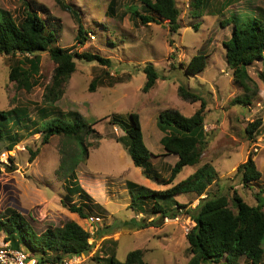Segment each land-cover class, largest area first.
Returning a JSON list of instances; mask_svg holds the SVG:
<instances>
[{
    "label": "rangeland",
    "instance_id": "374dc122",
    "mask_svg": "<svg viewBox=\"0 0 264 264\" xmlns=\"http://www.w3.org/2000/svg\"><path fill=\"white\" fill-rule=\"evenodd\" d=\"M63 1L79 13L81 25L87 33L84 46L76 42L79 23L58 5L57 0H0V15L8 14L20 21L28 4L31 11L39 13L46 21L47 30H54L58 47L80 54L99 55L112 61V66L76 59V72L64 84L63 96L54 105L46 106L45 87L50 84L55 69L49 55H42V83L32 93L16 91L9 83L10 68L16 58L0 55V112L6 113L3 120L0 118V125H9L5 127L11 129L12 135H21V132L41 129L54 120L75 122L77 115H81L85 123L93 125L94 133L87 136L84 144L73 143L67 149L71 151L74 146L80 152L77 160L81 163L75 171L77 160L73 162L71 158V163H64L65 156L61 155L63 139L58 136L51 138L46 145L40 134L26 136L8 153V143L0 142V162L3 164L0 220H7L9 213L17 212L37 236H42L49 229L62 228L73 217L68 207L84 203L79 194H67L66 188L71 185L68 176L75 172L77 180L86 173L105 179L106 191H99L91 197L94 201L104 197L109 203L103 207L105 212L96 208L97 205L91 211L90 216H99L101 220L92 232L95 236L90 238V243L94 250L88 254L86 264H107L105 260L112 250H116L117 259L122 262L130 252L142 250L148 264H188L191 255L185 228L190 223L185 215H180V222L176 224H165L163 220L156 229L137 230L123 225L132 219L148 223L157 216L152 212L155 205L152 199L144 206L147 210L145 215L123 204L126 197L130 198V193L127 186H120V178L139 183L145 175L136 171L124 144L117 142L126 134L112 121L114 117L129 121L131 113L138 114L146 145L157 154L163 149L160 140L164 137L157 126L160 114L175 110L186 117L193 116L201 108V103L182 99L179 88L201 93L207 101L205 131L208 139L201 162L195 168H186L170 185L155 183V191L176 187L198 168L211 163L219 180L210 187L209 193L226 195L230 202L237 194L248 205L256 206V195L264 190V63L256 60L249 66L252 79L249 91L238 86L233 71L227 65L224 47L234 27L232 23H222L231 18L242 24L264 15V0H202L206 6L201 17L196 19L192 16L193 7H190L194 0H177L182 13V27L177 33L170 31L167 22L143 26L140 19L131 18L130 13L135 10L146 13L140 0ZM222 3L231 6L224 8ZM260 18L264 19V16ZM200 54L208 57L206 70L198 76L189 75L187 67L190 60ZM148 65L154 67L159 79L153 89L145 92L147 78L144 69ZM94 80L100 84L90 92ZM244 98L250 100L249 104L238 103ZM256 120H262L263 124L257 133L256 143L251 144L246 139L245 129ZM13 122L21 126L16 128ZM87 145L89 158L82 154ZM36 151L39 154L31 162L30 158ZM250 153L255 154L254 161L262 178L245 187L235 174L236 168L246 162ZM158 159L151 157L153 166L148 167L149 172L166 182L172 166L165 164L164 160L173 165L178 156L163 158L160 162ZM112 183L117 184L113 189ZM95 187L101 190L99 186ZM176 200L191 208L200 201L194 194H180ZM261 201L264 202V197ZM164 203L169 202L165 200ZM167 206L173 208L170 204ZM83 220L79 225L91 235L93 226L87 227ZM5 238L0 221V242ZM113 242L117 243L116 247H113ZM262 247L264 250V241ZM238 263L250 264L243 257Z\"/></svg>",
    "mask_w": 264,
    "mask_h": 264
},
{
    "label": "trees",
    "instance_id": "16d2710c",
    "mask_svg": "<svg viewBox=\"0 0 264 264\" xmlns=\"http://www.w3.org/2000/svg\"><path fill=\"white\" fill-rule=\"evenodd\" d=\"M140 1L146 13L141 14L135 10L130 13L131 18L140 19L143 26L167 22L172 33L180 31L182 13L177 0ZM57 3L64 11L71 13L79 23L76 42L84 46L87 33L81 25L79 13L66 5L63 0H57ZM205 6L202 0H194L190 4V7H193L192 16L195 19L200 18ZM222 6L228 8L231 5L222 3ZM260 17L250 19L242 24L238 23V19L231 18L222 23V25L233 24L231 38L224 43L226 62L233 71L234 81L246 91H249V83L252 82L249 66L256 60H262L264 63V19ZM53 31L47 30L46 21L39 13L31 11L28 4L25 16L20 21L8 14L0 15V55L16 58V62L11 65L9 74V83L15 87L16 91L32 93L42 83L43 54L47 53L55 64L53 78L50 84L45 87L44 104L46 106L54 105L63 96L64 84L76 72V59L97 62L107 67L112 66V61L99 55L88 52L80 54L58 47L57 36ZM207 58L201 54L194 56L188 64L187 73L192 76L202 74L207 68ZM144 73L147 78L144 91L149 92L155 87L159 75L152 65L145 67ZM97 84L100 82L94 80L90 92L96 89ZM179 95L185 101L200 102L201 108L191 117H186L175 110H166L158 118L157 126L164 133V137L161 138L163 148L167 154L178 156V161L174 165L175 167H172L170 178L166 182L160 181L159 176L153 175L152 171L149 172L148 167L151 166L150 160L153 154L145 144L139 115L131 113L129 121L116 117L112 121L114 126L118 125L126 134L125 137L118 138L117 142L124 144L134 166L141 168L147 178L162 185L172 184L186 168L198 166L204 150L208 146L207 132L205 131V108L207 105L205 97L199 92L183 87L179 88ZM249 102L250 100L246 98L238 101L244 105ZM12 112L16 113V110H12ZM5 115L6 113L0 112L1 120L5 118ZM76 119L71 123L54 120L41 129L40 127L35 129V133H33L34 131L24 134L21 132V135H12L11 129L5 127L9 125H0V142L8 143L6 150L12 152L26 136L40 134L44 145L49 144L51 138L58 136L63 139L61 155L65 156L64 163H71V158H73V162H76L80 152L78 153L74 146L71 151L67 149L73 143L84 144L87 136L94 133L93 125L85 123L81 115H77ZM262 124V120H256L246 127V139L251 144L256 143V136ZM13 125L16 128L21 126L15 122ZM87 147H84L82 152L83 155L85 154V158H89V147ZM38 154V151L33 153L30 161L33 162ZM254 157L255 154L250 153L246 162L236 168L235 175L240 177L241 184L245 187L262 178V173L258 170ZM10 161L14 162V159L10 158ZM80 163L81 161L77 160L74 171ZM2 165L0 162V176ZM68 178L72 184L67 189L68 195L79 194L84 202L78 206L70 205L68 209L81 219H86L96 205L91 204L89 196L81 188L75 187V182H73L76 180L75 172H72ZM218 178L212 164L206 163L188 178L178 183L176 187L166 191H151L137 184L129 183L128 190L132 200L130 208L145 215L147 210L144 209V206L148 200L152 199L155 202L152 212L157 216V219L148 223L132 219L123 225L126 224L127 227L137 230L159 228L166 217L175 218L185 215L194 224L186 236L189 244L188 253L191 255L188 264H239L242 257L247 263L263 264L264 202L262 203L261 198L264 197V190H260L256 195V206L248 205L237 194L230 202L226 195L209 193L210 187L218 182ZM180 194H194L200 201L195 208H191V206L178 203L175 200V197ZM203 196L205 198H202ZM165 200L169 203H164ZM169 204L173 208L168 207ZM0 221L1 230L6 234L5 241L10 242L11 248L22 250L21 247H24L32 257H38L40 264L60 263L65 257L86 256L93 250V245L90 243L91 235L75 221H68L62 228L49 229L42 236H37L30 224L17 212L9 213L7 220L1 219ZM113 243V247H116L117 243ZM105 262L107 264H148L144 260L142 250L130 252L124 262L119 261L116 250H112Z\"/></svg>",
    "mask_w": 264,
    "mask_h": 264
},
{
    "label": "crops",
    "instance_id": "0c3cea01",
    "mask_svg": "<svg viewBox=\"0 0 264 264\" xmlns=\"http://www.w3.org/2000/svg\"><path fill=\"white\" fill-rule=\"evenodd\" d=\"M141 126H142V123H141ZM142 131H143V127H142ZM145 134H144V131H143V136H144ZM145 138H146V136H145ZM145 138H144V141H145ZM160 143H161V140H160ZM145 144H146V142H145ZM147 146V145H146ZM148 147V146H147ZM152 152V151H151ZM152 154H153V156L155 157V158H159L158 160H159V162L161 161V159H169L170 157H176V156H173V155H169V154H167L166 153V151H165V149L163 148L162 149V151H161V149H160V151L159 152H157V154H154L153 152H152ZM161 157V158H160ZM177 161H178V159H177ZM177 161H175V164H176V162ZM164 162H165V164H169V166H172V167H175L174 165L175 164H173V165H170V164H172L171 162H169V163H167L165 160H164ZM150 164H151V166H153L152 165V163H151V160H150ZM79 166H80V164H79ZM78 166V167H79ZM77 167V168H78ZM137 170V172L139 173V174H141V175H143L144 176V173H143V170L141 169V168H137V167H135ZM77 172V171H76ZM159 176V175H158ZM77 177H78V174H77ZM120 186H122V185H125V186H127V190H128V184L129 183H134V184H137V185H139V186H142V187H145V188H147V189H149V190H151V191H155V183L156 182H154L153 180H151V179H149V178H147L146 176L144 177V180L143 181H141V182H139V183H136V182H131V181H129L127 178H120ZM159 180H161L160 179V177H159ZM73 182H75L76 184H75V187H78L79 186V188H81L88 196H89V200H90V202H94V204L95 205H97L96 206V208H99V210H101V212L103 211V212H105L104 210H103V207H105V206H107L109 203L107 202L106 203V200H105V198L104 197H101V199L100 200H96V201H94V199L91 197V195H97L98 193H99V191H101L102 193H104L105 191H106V189H107V185H106V181H105V179L104 178H100V179H98V178H95V177H93L92 175H90V174H86V173H82V175H81V177L79 178L78 177V179L77 180H73ZM123 183V184H122ZM102 184V185H101ZM72 185V184H71ZM71 185L70 186H68L67 188H66V191H67V189L69 188V187H71ZM117 184H115V183H112V185H111V189H113V187L114 186H116ZM95 186H99L100 188H101V190H98V188L97 187H95ZM120 188V187H119ZM124 191V190H123ZM68 192V191H67ZM128 193H129V190H128ZM68 194V193H67ZM130 195V194H129ZM99 197V196H98ZM177 197V196H176ZM176 197H175V200H176ZM100 198V197H99ZM130 200V201H129ZM177 201V200H176ZM130 203H131V195H130V198L129 197H126V200H125V202H123V204H124V206H126L127 208H129L130 207ZM104 204V205H103ZM123 204H121V206H123ZM103 205V206H102ZM195 205V204H194ZM194 205H192V206H194ZM70 214H72V220H70V221H75L76 223H78V224H80V222H81V218L77 215V214H74V213H71L70 212ZM92 216H94V217H99V216H95V215H92ZM84 222H86V219H84L83 220ZM86 226L87 227H90V225L86 222ZM124 226H126V224L124 225ZM97 227V224L96 225H93V228L92 229H90L91 230V239H93V237L95 236V233L93 234L92 232H93V230L95 229ZM156 229V228H155ZM96 238H98V235L96 236ZM95 243V242H94ZM94 250V249H93ZM92 250V251H93ZM91 255H92V253H91Z\"/></svg>",
    "mask_w": 264,
    "mask_h": 264
},
{
    "label": "built area",
    "instance_id": "2783aa9c",
    "mask_svg": "<svg viewBox=\"0 0 264 264\" xmlns=\"http://www.w3.org/2000/svg\"><path fill=\"white\" fill-rule=\"evenodd\" d=\"M3 156H6V153H4ZM196 206L193 207L195 208ZM179 217H175V218L166 217L163 223L165 224L179 223L180 222ZM100 220L101 218L99 217L90 216L86 219V222L90 226H93L96 225V223H98ZM188 222L190 223V225L187 228H185L186 235L190 232V230L194 226L193 222L190 219L188 220ZM11 247H12L11 244L6 241L0 242V264H40L38 257L37 258L32 257L31 254H29L24 250H16ZM89 256L90 255H86V256L74 255L70 257H65V259L62 262L56 264H86L87 257Z\"/></svg>",
    "mask_w": 264,
    "mask_h": 264
},
{
    "label": "clouds",
    "instance_id": "9594fccd",
    "mask_svg": "<svg viewBox=\"0 0 264 264\" xmlns=\"http://www.w3.org/2000/svg\"><path fill=\"white\" fill-rule=\"evenodd\" d=\"M7 153H8V152H7ZM7 153H6V154H7Z\"/></svg>",
    "mask_w": 264,
    "mask_h": 264
}]
</instances>
